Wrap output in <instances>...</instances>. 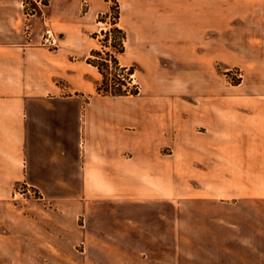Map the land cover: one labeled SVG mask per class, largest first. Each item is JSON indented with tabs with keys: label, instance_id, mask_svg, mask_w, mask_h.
Listing matches in <instances>:
<instances>
[{
	"label": "crops",
	"instance_id": "0c3cea01",
	"mask_svg": "<svg viewBox=\"0 0 264 264\" xmlns=\"http://www.w3.org/2000/svg\"><path fill=\"white\" fill-rule=\"evenodd\" d=\"M25 1L0 0V264H264V0L131 5L142 62L182 71L164 98L93 93L106 0ZM216 64L239 93L204 92Z\"/></svg>",
	"mask_w": 264,
	"mask_h": 264
},
{
	"label": "rangeland",
	"instance_id": "374dc122",
	"mask_svg": "<svg viewBox=\"0 0 264 264\" xmlns=\"http://www.w3.org/2000/svg\"><path fill=\"white\" fill-rule=\"evenodd\" d=\"M120 2L122 4V18L120 25L128 31L129 38L126 43V51L119 56V60L123 66L133 69V73L130 77V87L138 85L142 95L156 94L163 98L165 96L187 93V90H183L184 86L180 78L182 71L166 65V57L164 53L156 55L155 63L153 62L154 59H152L154 57L152 56L150 58L153 62L150 64L151 68H148L140 58L144 57L149 60L150 55L146 52L147 44L144 43V39L139 38L137 34V31L143 30L145 27L141 25L139 19L134 17L131 5L140 6L143 2L154 3L155 0H120ZM108 3L109 6L112 4V2ZM85 9L86 7H84V10ZM107 28L108 23L99 22L97 24V30L95 33H98L99 37L95 38V49H101L100 40L103 39L101 30ZM215 73L217 81L215 84L212 83L211 85H206L204 90L205 93H213L215 91L221 94H232L240 92L236 87L242 79V71L239 68H231L227 70L222 68L220 64H216ZM101 79L102 76L98 79L97 83ZM97 83H95V86H97ZM195 88V91H197L198 88ZM93 93L95 95L98 94L96 89ZM107 97L116 98L111 96ZM115 104L117 107V102H115ZM120 105H122V103ZM79 142H84L82 134H79ZM226 190V184L223 183V192Z\"/></svg>",
	"mask_w": 264,
	"mask_h": 264
},
{
	"label": "trees",
	"instance_id": "16d2710c",
	"mask_svg": "<svg viewBox=\"0 0 264 264\" xmlns=\"http://www.w3.org/2000/svg\"><path fill=\"white\" fill-rule=\"evenodd\" d=\"M106 1L112 4L106 13L99 16L98 22L108 23V28L101 30V49H93L87 59L102 76L96 91L102 96H137L140 93L138 85L130 87L133 69L123 66L119 60V56L126 51L128 40L127 31L120 25L121 5L118 0ZM93 37L98 38L99 34L95 33Z\"/></svg>",
	"mask_w": 264,
	"mask_h": 264
},
{
	"label": "built area",
	"instance_id": "2783aa9c",
	"mask_svg": "<svg viewBox=\"0 0 264 264\" xmlns=\"http://www.w3.org/2000/svg\"><path fill=\"white\" fill-rule=\"evenodd\" d=\"M50 0H26L25 1V11L27 17L37 15L39 13L43 14V10L47 7ZM29 27V31H30ZM60 36L57 35L50 26H46L43 35H42V45L54 50L57 49L60 45ZM28 195H33L34 197H39V193L36 189L30 187L26 183L19 184L14 193L13 199L15 201H20L27 199Z\"/></svg>",
	"mask_w": 264,
	"mask_h": 264
}]
</instances>
